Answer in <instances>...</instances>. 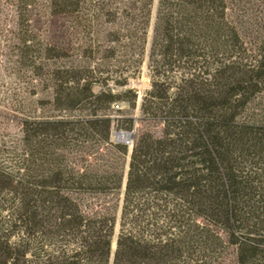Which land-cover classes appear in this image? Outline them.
Wrapping results in <instances>:
<instances>
[{
	"label": "trees",
	"instance_id": "trees-1",
	"mask_svg": "<svg viewBox=\"0 0 264 264\" xmlns=\"http://www.w3.org/2000/svg\"><path fill=\"white\" fill-rule=\"evenodd\" d=\"M253 1L159 0L141 112L163 130L135 134L125 185L128 145L112 130L134 118L109 111L129 95L135 106L136 90L114 87L145 62L153 0H51L90 41L72 48L32 32L22 1L10 61L42 96L20 142L0 148L12 153L0 156V264H211L231 246L235 264H264V117L252 111L264 0Z\"/></svg>",
	"mask_w": 264,
	"mask_h": 264
},
{
	"label": "rangeland",
	"instance_id": "rangeland-1",
	"mask_svg": "<svg viewBox=\"0 0 264 264\" xmlns=\"http://www.w3.org/2000/svg\"><path fill=\"white\" fill-rule=\"evenodd\" d=\"M23 0H0V148L16 146L22 136V118L24 117L23 111L30 110L36 107L37 99L42 94L32 95L29 87L25 90L26 86H31L32 81L28 79L25 69L17 68L11 63L13 58L12 53L17 49L13 47V43L18 41L19 36V22L20 15L18 8L22 5ZM33 5L29 10V22L30 29L45 43L52 45H59L65 48H72L78 46V44H89L88 37L85 36V32L78 28L75 19L66 14H54L51 9V0H32ZM249 1V0H248ZM254 4H259L258 0L253 1ZM159 0H153L151 23L148 29V43L146 59L140 68V72L137 75L131 76L128 79L126 86L114 87L115 91L123 90L124 88H132L137 91V100L135 106H132L131 95L125 100H121L116 104H113L110 109V113L117 118L130 117L134 118L135 126L133 129L126 127L114 126L112 130V139L116 141V134L120 131L132 132L133 136L129 138L134 142L135 134L140 130H150L156 135H161L163 130V124L160 120L145 119L143 120L141 112L142 98L147 90L152 86L150 69L148 67V57L150 46L153 39L154 26L156 22L157 10ZM255 6V5H254ZM257 7V6H255ZM253 13L255 11L249 10L243 17L245 25L243 26V36L247 44L257 42L256 18ZM255 18V19H254ZM103 68H108L109 64L102 65ZM116 68L115 66H112ZM106 75V74H104ZM23 76V77H20ZM27 78H26V77ZM30 81V82H29ZM30 85H29V84ZM111 80L109 85H113ZM103 88L101 83H95L94 89L96 91ZM30 108V109H29ZM48 108V107H47ZM46 108V109H47ZM252 111L259 113L264 117V91L261 92L255 100L252 102ZM46 109H42L41 112L47 113ZM37 110V108H36ZM34 113V112H33ZM40 114V111H36L34 114ZM128 145V153L122 161L126 162V175L124 185L126 183L127 170L129 167V160L133 148V143H127L126 141H120ZM7 149L0 151V156L8 158L12 156V153L6 152ZM120 204L116 210L118 216V222L116 225V234L113 241V251L117 240V233L120 227L121 216V203L122 200H114V203ZM234 247L231 246L228 249V253L221 260H217L211 264H235ZM113 263V255L110 260V264Z\"/></svg>",
	"mask_w": 264,
	"mask_h": 264
},
{
	"label": "water",
	"instance_id": "water-1",
	"mask_svg": "<svg viewBox=\"0 0 264 264\" xmlns=\"http://www.w3.org/2000/svg\"><path fill=\"white\" fill-rule=\"evenodd\" d=\"M133 136L132 132H127V131H120L116 134V141H126L127 143L130 142L129 138H131ZM116 244H117V240H116ZM116 244L114 247V250L116 248Z\"/></svg>",
	"mask_w": 264,
	"mask_h": 264
},
{
	"label": "built area",
	"instance_id": "built-area-1",
	"mask_svg": "<svg viewBox=\"0 0 264 264\" xmlns=\"http://www.w3.org/2000/svg\"><path fill=\"white\" fill-rule=\"evenodd\" d=\"M115 105L119 107V104H115ZM130 142H132V143H133V141H130ZM130 142H129V143H130Z\"/></svg>",
	"mask_w": 264,
	"mask_h": 264
}]
</instances>
